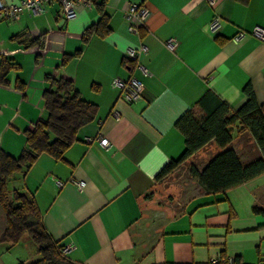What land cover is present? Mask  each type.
I'll return each mask as SVG.
<instances>
[{"label": "crops", "instance_id": "obj_1", "mask_svg": "<svg viewBox=\"0 0 264 264\" xmlns=\"http://www.w3.org/2000/svg\"><path fill=\"white\" fill-rule=\"evenodd\" d=\"M214 1L95 0L71 21L58 4L32 17L24 12L14 22L0 19V63L3 57L13 63L0 82V150L21 154L25 131L46 116V76L55 69L71 75L81 97L97 108L63 160L42 155L10 183L34 198L52 238L63 248L73 246L66 254L73 263L215 264L221 256L233 259L225 264H264V216L253 213L261 207L264 175L225 193L193 196L176 211L147 205L156 175L184 151L175 122L207 91L237 110L249 85L264 105V41L251 35L234 41L240 31L264 27V0ZM130 4L150 11L138 34L123 19ZM215 18L220 28L211 33ZM169 38L178 43L174 52L165 46ZM139 44L147 49L139 64L149 75L127 59ZM130 77L144 86L143 98L133 103L111 85Z\"/></svg>", "mask_w": 264, "mask_h": 264}, {"label": "trees", "instance_id": "obj_2", "mask_svg": "<svg viewBox=\"0 0 264 264\" xmlns=\"http://www.w3.org/2000/svg\"><path fill=\"white\" fill-rule=\"evenodd\" d=\"M99 24H104L103 17ZM93 30L85 31L83 39L86 40ZM23 42L39 44V39H24ZM78 54L79 51L75 56ZM12 67V61L3 57L1 83H5ZM46 80L48 88L43 92L46 116L25 131V148L18 157L0 150V245L7 250L18 243L26 247L28 262L19 261L18 264H75L61 253L63 247L47 232L34 198L10 188L14 178L25 174L40 156L63 160L66 150L77 141L79 130L95 118L96 106L81 97L71 75L55 69ZM242 92L245 101L237 110L207 91L195 107L177 119L175 128L183 136L184 151L179 159L170 161L160 170L155 182L170 175L209 144L215 145L217 153L201 170L195 166L190 169L199 193H225L264 175V105L257 103L249 85ZM235 129L247 133L253 141L252 152L255 151L245 161L232 148ZM253 213L264 216V209L254 207Z\"/></svg>", "mask_w": 264, "mask_h": 264}, {"label": "built area", "instance_id": "obj_3", "mask_svg": "<svg viewBox=\"0 0 264 264\" xmlns=\"http://www.w3.org/2000/svg\"><path fill=\"white\" fill-rule=\"evenodd\" d=\"M95 0H20L17 3L8 4L3 0H0V19H8L11 22L20 19L21 15L26 12L29 17L40 15L45 11L47 5L58 4L61 8L62 16L65 21H71L76 18L79 8H90ZM209 5H214V0H207ZM150 15V11L146 5L143 4H130L123 12V19L130 33L138 34L139 29L144 28L147 19ZM220 28V23L215 18L209 24V31L215 33ZM249 35L256 37L257 39L264 41V27H255L251 33L240 31L234 37L235 42H240ZM165 46L171 52H174L178 46L177 41L174 38H169L165 41ZM146 47L139 44L137 47L129 49L127 52L128 61L138 68L143 75H149L148 70L139 64V57L146 53ZM112 87L118 89L121 92L122 98L128 102L133 103L143 98L144 86L134 77H130L127 80H121L115 78L111 82ZM1 111V107H0ZM115 118L118 115L115 114ZM103 147H108V139L101 138L99 141ZM57 185L61 187L62 182L56 181ZM78 188H82L84 183L77 184ZM73 246L68 245L62 248L61 253L66 255L71 251ZM226 261V263H232L233 259H223L218 256L212 263L218 264Z\"/></svg>", "mask_w": 264, "mask_h": 264}, {"label": "rangeland", "instance_id": "obj_4", "mask_svg": "<svg viewBox=\"0 0 264 264\" xmlns=\"http://www.w3.org/2000/svg\"><path fill=\"white\" fill-rule=\"evenodd\" d=\"M235 139L232 148L237 150V154L242 160L248 159L252 152L253 143L250 142V137L245 132H237L234 130ZM242 147L240 150L239 148ZM218 149L214 144H209L199 151L194 157L187 159L170 175L156 183L155 188L147 195V205L150 210L152 208L170 207L173 210H178L184 202L199 193L196 182L190 175V169L195 166L201 170L206 162L212 158ZM261 178L254 180L249 185L251 188H257L261 182ZM264 209V196L259 197V205ZM0 257L7 259L6 264H17L19 261L28 262V252L22 243L11 246L8 250L6 246L0 245Z\"/></svg>", "mask_w": 264, "mask_h": 264}]
</instances>
